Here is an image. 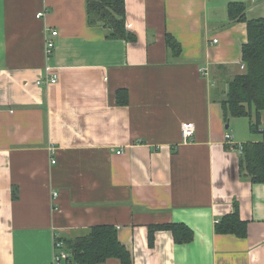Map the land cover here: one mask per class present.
Returning a JSON list of instances; mask_svg holds the SVG:
<instances>
[{
  "label": "crops",
  "instance_id": "obj_1",
  "mask_svg": "<svg viewBox=\"0 0 264 264\" xmlns=\"http://www.w3.org/2000/svg\"><path fill=\"white\" fill-rule=\"evenodd\" d=\"M236 2L264 18V0H125L132 42L89 25L86 0H0V264H50L56 235L100 225L117 228L132 264H264V183L226 141L264 133H252V119L237 135L222 104L245 71L248 26L229 18ZM49 31L58 36L48 57ZM236 208L247 236L216 233ZM171 224L194 240L158 230L151 247L149 228Z\"/></svg>",
  "mask_w": 264,
  "mask_h": 264
},
{
  "label": "trees",
  "instance_id": "obj_2",
  "mask_svg": "<svg viewBox=\"0 0 264 264\" xmlns=\"http://www.w3.org/2000/svg\"><path fill=\"white\" fill-rule=\"evenodd\" d=\"M87 22L89 25H101L110 30L113 38L135 42L136 36L126 27L125 0H86ZM244 3L229 5L231 24L246 22L248 42L243 46V64L245 71L236 75L226 90L223 109L226 118H255L251 123L252 133H261L264 114V18L249 19ZM167 46L172 55L181 54L180 43L171 35L167 36ZM120 105L128 103V94L120 90L117 93ZM242 172L246 171L253 183H264V141L243 143ZM248 224L241 220L236 208L216 223L218 234L247 236ZM158 230L172 231L176 243H191L194 233L185 225H157L149 228V243L154 246L155 233ZM66 250L71 253L67 264H102L109 259H118L121 264H132V254L120 242L118 230L111 225L93 227L86 235L72 240H64Z\"/></svg>",
  "mask_w": 264,
  "mask_h": 264
},
{
  "label": "built area",
  "instance_id": "obj_3",
  "mask_svg": "<svg viewBox=\"0 0 264 264\" xmlns=\"http://www.w3.org/2000/svg\"><path fill=\"white\" fill-rule=\"evenodd\" d=\"M44 16V13L41 12L37 15L38 18H42ZM48 36L46 38V55L49 57L54 49L56 48V40L55 37L58 36L57 31H49ZM214 42H217L215 40ZM47 71L50 72L51 68L47 67ZM202 74L208 75V71L206 69L201 70ZM58 81V77L56 75H53L49 79H47L48 83L55 84ZM196 134V126L192 122H186L182 125V137L184 142H192L194 140ZM226 141L230 143L231 146H234L235 149H237L238 153L242 155L243 153V145L242 144H234L232 140V135L230 133L226 134ZM54 163V161H53ZM57 193L54 194V197H57ZM219 221H216L218 223ZM55 254L54 259L50 264H67L66 262L71 257V253H69L66 250L65 242L61 239V237L57 236L55 237Z\"/></svg>",
  "mask_w": 264,
  "mask_h": 264
},
{
  "label": "rangeland",
  "instance_id": "obj_4",
  "mask_svg": "<svg viewBox=\"0 0 264 264\" xmlns=\"http://www.w3.org/2000/svg\"><path fill=\"white\" fill-rule=\"evenodd\" d=\"M231 81H232V79L226 83L225 91L228 89V86H229ZM231 118L233 119L234 129L236 131V134L239 135V136H240V134L243 135L242 130H241L242 123L246 127V126H248L247 123H249L251 121V119L250 118H234V117H231ZM253 120H255V118Z\"/></svg>",
  "mask_w": 264,
  "mask_h": 264
},
{
  "label": "water",
  "instance_id": "obj_5",
  "mask_svg": "<svg viewBox=\"0 0 264 264\" xmlns=\"http://www.w3.org/2000/svg\"><path fill=\"white\" fill-rule=\"evenodd\" d=\"M227 128H229V125H227Z\"/></svg>",
  "mask_w": 264,
  "mask_h": 264
}]
</instances>
